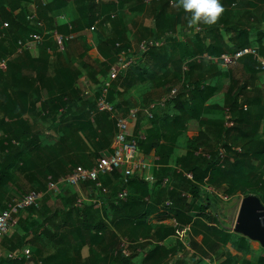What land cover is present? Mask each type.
Masks as SVG:
<instances>
[{"label": "trees", "instance_id": "obj_1", "mask_svg": "<svg viewBox=\"0 0 264 264\" xmlns=\"http://www.w3.org/2000/svg\"><path fill=\"white\" fill-rule=\"evenodd\" d=\"M171 1L0 0V63L6 59V67L0 68V213L26 194L44 193L39 206L33 205L15 216L19 232L0 235V264H135L139 248L148 251L142 264H170L178 245L167 246L163 241L175 230L153 222L155 219L192 224L190 246L201 257L195 261L182 258L174 264H207V259L215 264H235L239 256L243 257L239 264H264L263 254L255 260L246 258L251 241L221 226L220 209L203 187L207 181L228 198L253 194L264 204V131L259 133L264 110L253 114L241 108L235 96L232 99L229 92L225 93L222 112L207 128L221 142L234 134L242 141L250 138L241 146L225 142L221 143L222 148L211 149L208 143L212 136L201 131L191 133L186 126V121H198L197 116L204 118L206 103L219 90L208 80L227 75L214 64L215 71L209 67L203 74L196 58L203 54L220 57L236 53L251 47L250 37L240 32L234 44L231 38L218 34V27L205 26L203 35L201 32L193 41L183 42L177 33L193 32L194 28L188 26L182 10L171 7ZM32 4L37 6L38 20L44 22V28L27 19ZM60 15L66 20L59 19ZM112 16L118 17L113 23V34L96 44L91 28L103 27ZM5 23L9 24L7 28ZM46 31L49 33L40 46L17 52L20 39ZM55 31L73 34L74 39L58 42L50 34ZM127 32L133 38L129 39ZM207 37H211L209 43ZM144 40L155 42V46L143 52L140 44ZM256 40L257 50L264 55V35ZM231 42L234 45L230 46ZM123 49L131 52L133 63L114 77L112 68L119 64ZM75 51L81 59L75 57ZM83 59L95 64L90 68L89 79L94 86L89 96L80 81L83 72L75 65L77 62L86 68ZM105 82L110 84L108 100L115 115L98 110L97 99ZM134 87L149 93L147 96H157L158 92L162 95L146 102L144 98L136 101L128 94ZM174 89L178 94L166 103L165 109L174 102V108L179 110L171 121L183 122L179 134L170 138L167 119L154 116L153 126L144 138L134 135L146 159L159 157L157 164L162 172L178 178L179 183L160 190L163 197L168 195L173 201L172 206L149 202L155 184L142 174L123 186L122 172L117 170L104 178L114 187L107 188L100 179L109 190L107 194L99 193L103 213L93 203L77 206L79 194L72 186L60 187V208L49 207L50 181H58L80 166L90 169L99 157L113 152L117 117L127 116L139 102L142 108L149 109ZM181 108L185 111L181 112ZM144 122L145 118L140 128ZM172 139L177 144L181 139L186 142L185 153L173 165L177 144L170 142ZM20 176L26 180L24 185ZM87 185L97 190L94 183ZM123 188L129 192L125 199L119 197ZM184 192L188 194L183 195ZM198 198H203L206 205H197ZM123 238L131 244L123 246ZM85 246L89 247L87 258L82 256ZM124 249L129 252L128 257L124 256Z\"/></svg>", "mask_w": 264, "mask_h": 264}, {"label": "crops", "instance_id": "obj_2", "mask_svg": "<svg viewBox=\"0 0 264 264\" xmlns=\"http://www.w3.org/2000/svg\"><path fill=\"white\" fill-rule=\"evenodd\" d=\"M150 1L151 0H148V2ZM220 2L224 7V12L218 24L214 25V27L219 28L218 34L224 36V38H227V39L231 38L232 40H234V44H235V39L237 38L238 34L240 32H245L246 35L250 37V42L252 44L251 47H247V48H256L259 50L256 39L258 36L264 35V32H263L264 31V0H220ZM31 9H32V5H31ZM61 20L64 21L66 19H61ZM117 20H118L117 16H112V20L108 21V23H106L103 27L94 26L96 29L94 31L90 30L91 36L95 37L96 44L101 43L104 37L113 34V28H114L113 23ZM204 29H205V26L201 25L198 30L194 28L193 32H178L177 37L183 42H186V41L191 42L195 39V35L201 32H202L201 35H203ZM207 30L209 31V29ZM260 31H262L263 34H260ZM127 37L129 39L133 38V34L131 32H127ZM210 39L211 37H207L206 42L209 43ZM234 44L233 42H231L230 46ZM133 48L134 50H137L138 47L134 44ZM74 53L76 55L75 57L79 60L80 58L79 53L76 51ZM232 54H235V53H225V54H222L220 57H212L207 54H203V55H199L196 58L198 60L200 70L201 71L204 70L203 74H205L206 68H209V67L213 68V71H215L216 69L214 68L213 64L216 65L220 71L227 74V75L224 74L222 78L216 77L215 79L211 81L208 80L209 84H211L213 88L219 87V90L215 92L214 95L206 103L205 109H204L205 112H203L205 114L204 118L201 116H197L198 121H186V126L188 124V127L191 128L189 130L191 133H197L201 131L205 134L207 133L209 137L212 136L211 141H209L208 143L209 148L211 149L216 148V147L222 148L221 143L223 145V143L225 142L229 145L241 146L242 144H244V142H247L250 139L249 138V139H246L245 141H242L238 135L234 134L232 137H229L226 141L221 142L219 138L215 137L216 133L213 130L211 131L210 129L207 128L208 124H213V120L216 118V116H219L220 113L222 112V102L225 98L226 92H229L231 94L230 97L232 99H233V96H235L237 98V101L240 103L239 104L240 107L243 108L244 110L248 111V110L256 109L260 112L262 111V109L264 110V71L261 70L259 63L255 59L250 60V58L248 59L242 58L236 64H229L222 58L224 55H232ZM260 55L264 59V55L261 53ZM100 59L103 60V58H100ZM83 60H86V59H83ZM254 62L258 64L257 67H254V64H253ZM83 63H87L86 68H84L81 64H77V62H75V65L78 69H80L83 72L80 81L83 84L84 88L85 87L89 88L91 86V80L89 79L90 68L91 66L95 64L93 60L91 59H89L88 61L87 60L83 61ZM117 65H114L112 68V71L115 70L113 71L114 77H118L122 73V70H120V68L116 69L118 67ZM208 82L205 81L204 84H208ZM229 85L232 86V88H229L228 87ZM93 86L94 85H92V87ZM159 93L160 92L156 94L157 96L155 95L147 96V94L149 93L143 90H138V87H134L133 89H130L128 91V94H131L135 98V99L133 98L134 100L137 101V100H141L144 98L145 102L152 99V97L159 98L162 95V93L160 94ZM138 104L139 105L135 106L136 108H133V109H138L139 112L137 115V119L133 122L132 127H131L132 134L135 135L136 133H138L140 137L144 138L146 131H149L153 126L154 121L152 120H154V116H161V117H165V120L167 119L165 121V126L168 132V136L170 138H174L177 134H179L180 126L183 124V122L178 121V123H175V124L174 122H171L173 119V116L179 114V110L174 108L175 107L174 102L169 103L167 105V107L169 106L167 109H165L166 107L165 106L164 108H160L161 109L160 111H153L152 118L148 116L149 114L148 109L142 108L140 105L141 102H139ZM183 111H185V109L181 108V112ZM146 117H148L149 120L146 119ZM144 118H145V122L143 123L142 128H140L141 121ZM150 121H152L151 126H150ZM158 124L162 125L161 122L159 121H158ZM263 131H264V124H263L262 131H260V133H262ZM183 140L184 139H181L182 142H179L178 144L174 142L173 139L170 141V142L173 141L174 145L177 144L174 147L175 152L173 154L174 157L172 159V165L174 164L176 160L180 158L181 155L185 153V149L183 147V144H184ZM202 147L204 148V146ZM221 153L222 155H225L223 149ZM140 157L141 158L143 157L146 160V162L150 165V168L147 171L143 172L142 175L145 177V180H151L155 184L154 189L151 190V193L149 194L150 198L147 197L149 199V202H152L153 204L156 203L157 201H159V203L166 202L168 206H172L173 201L170 198H168V195L166 197H163V192H160V190L163 187H166L167 185H170L172 183H179L178 178H175L174 175H171L168 173L165 174V172H162L161 170L162 167H160L157 164L159 157L153 155V156H149L146 159L143 151L142 152L140 151ZM172 167L175 169H179L177 166H172ZM186 177L190 178L191 176L186 175ZM104 178L105 176H103L102 178L100 177L102 182L108 185L107 188H109V186L110 187L115 186V185L114 186L109 185L111 184L110 180L108 178L106 179ZM21 179L24 181V178L21 177ZM205 184L206 185L203 186L204 190H206V193L208 194L211 200L215 199L213 194L218 195L219 198L221 197L220 196L222 195L220 193L221 190L215 189L213 186L207 184V181ZM62 187H71V186H62ZM71 188L77 191V193L79 194L78 200L80 198L89 199V198L99 197V193L101 194V192L98 190H95V191L92 190V187L88 186L87 183L82 184L80 188H76V187H71ZM7 190L13 191V193L15 191L12 188L11 189L9 188ZM60 190L57 194L48 190L49 195L47 196H51V198H53L48 202V204H49V207L53 210L56 208H60L62 206L61 199L59 196H57L60 193ZM171 190H173V186H171ZM38 193L40 194L43 192H38ZM38 193H35V194H38ZM185 194H188V193L184 192L183 195ZM175 199H178L177 196ZM197 205H206V203L204 202L203 198H198ZM79 207H82V206H79ZM106 209H109V205L106 206ZM100 211L101 213H103L102 206H101ZM211 212H212L211 210H207V213H211ZM213 214L217 215V213H214V212ZM153 222L166 225L169 228H172L175 230V234L167 237L163 241V244H166L167 246H170L173 244L178 245L177 246L178 252L175 255L170 257V264H174L177 260L182 259V258H185L186 260H190L194 258L193 260L195 261L201 257V255L199 253H196V251L192 249L190 246V236L192 233V224L179 223L176 219H165V220H160V221H158V219H155V221L153 220ZM208 225L212 226V223L209 222ZM15 231H18V232L20 231L19 226L16 224L12 226L8 234L11 235ZM122 240L123 242H126L127 244L130 243V241H128L125 238H123ZM198 242H200V240H198ZM259 247L261 248L258 242L251 241L250 251L248 253V256L250 254L252 255L254 251H258ZM88 250H89V247L85 246L82 252L83 258H87L89 256ZM147 253H148L147 249L145 250V249L139 248L136 257H134L133 263L142 264ZM195 255H198V256L194 257ZM28 264H32V263H28Z\"/></svg>", "mask_w": 264, "mask_h": 264}, {"label": "built area", "instance_id": "obj_3", "mask_svg": "<svg viewBox=\"0 0 264 264\" xmlns=\"http://www.w3.org/2000/svg\"><path fill=\"white\" fill-rule=\"evenodd\" d=\"M148 3V0H146ZM29 21H37L38 27L44 28V22L38 20L37 16V6L32 4V12L27 16ZM59 19H65L63 15L59 16ZM8 23H5L4 27L7 28ZM96 28L92 27L91 31H94ZM49 32L46 31L44 34L33 33L26 39H20L17 43V52L22 53L25 50H32L40 46L45 36ZM56 41H72L74 35H64L57 31L50 33ZM121 46V44H117ZM155 46V42L144 40L140 44V48L143 52L147 51L150 47ZM131 52L129 50L123 49L119 54V64L117 65L120 70L124 71L132 63L133 60L130 57ZM253 57L258 63L262 71H264V59L259 54L256 48H244L235 54L224 55L222 58L229 64H236L242 58ZM6 67V59L0 63V68L4 69ZM115 71V70H113ZM112 71V72H113ZM119 72V70H118ZM114 73V72H113ZM109 82H105L101 86L99 97L97 99V106L100 112L110 113L115 115L114 107L111 102L108 100L109 95ZM92 93L91 86L86 88V95L89 96ZM178 94V90L174 89L168 96L162 98L160 101L153 103L148 109V116L153 117V111H156L158 107L164 108L168 101L174 99ZM139 110L132 109L130 110L127 116L117 117V133L114 138L113 152L107 156L99 157L96 161V164L90 168L86 169L82 166L77 167V169L68 174L67 176L61 178L58 181H50L48 184V190L57 194L61 186H72L80 188L82 184L92 182L95 185V188L98 191H102L104 194H107L109 190L103 186L100 177L108 176L114 174L117 170L122 168V178L121 182L123 186H127L131 179L135 178L138 174H143L150 168V165L146 160L140 157V150L138 147L137 139L130 132L133 122L137 119ZM222 155V153H221ZM223 156V155H222ZM129 192L127 189L123 188L122 192L119 194V197L125 199L127 198ZM221 199L229 200L227 196L220 195ZM44 197L43 193L38 194H26L20 199L14 200L13 204L9 206L8 209L0 213V235L8 234L16 219L15 216L19 212L33 206H39L40 201ZM89 202L98 205L99 207L103 206V200L100 197L84 199L80 198L77 201L78 206H82L84 203ZM127 243L123 242V246H126ZM124 256L128 257L129 252L124 249Z\"/></svg>", "mask_w": 264, "mask_h": 264}, {"label": "water", "instance_id": "obj_4", "mask_svg": "<svg viewBox=\"0 0 264 264\" xmlns=\"http://www.w3.org/2000/svg\"><path fill=\"white\" fill-rule=\"evenodd\" d=\"M232 231L258 242L264 249V204L258 196L243 197Z\"/></svg>", "mask_w": 264, "mask_h": 264}, {"label": "clouds", "instance_id": "obj_5", "mask_svg": "<svg viewBox=\"0 0 264 264\" xmlns=\"http://www.w3.org/2000/svg\"><path fill=\"white\" fill-rule=\"evenodd\" d=\"M171 7L182 10L188 26L197 30L201 25L212 27L218 24L224 12L220 0H172Z\"/></svg>", "mask_w": 264, "mask_h": 264}, {"label": "rangeland", "instance_id": "obj_6", "mask_svg": "<svg viewBox=\"0 0 264 264\" xmlns=\"http://www.w3.org/2000/svg\"><path fill=\"white\" fill-rule=\"evenodd\" d=\"M251 111H252L251 113L256 114V112L258 110L254 109V110H251ZM253 127L255 129L254 125H253ZM130 132H131V129H130ZM132 135H134V134H132ZM183 147H184V149L186 151V142L183 144ZM119 170H121V172H122V168L119 169ZM22 178H23V176H22ZM25 182H26V180L24 179V182L22 184L24 185ZM31 194H35V193L31 192ZM213 195L215 197V199H212L213 202L217 205V207H219L221 209L220 210L221 211V219H220L221 226L224 225L226 229H230L232 231L233 227H234V225L236 223L237 215H238V212H239V207H240L241 201L243 199V196L230 198L229 200H225V199L222 200V199L219 198L218 195H216V194H213ZM217 198H219V200ZM262 254L264 255V249L259 247L258 251H254V253L252 255L251 254L249 256L247 255L248 258L247 257L246 258L249 259V260H252V259L255 260V258H257L258 256H260ZM242 259H243V257L239 256L237 259H235L234 263L235 264H239L242 261ZM206 262H207V264H215V263H211L209 261V259H207Z\"/></svg>", "mask_w": 264, "mask_h": 264}]
</instances>
